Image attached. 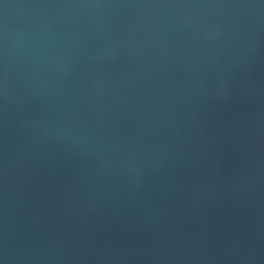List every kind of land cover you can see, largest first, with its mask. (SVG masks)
<instances>
[{
    "label": "water",
    "instance_id": "95a60500",
    "mask_svg": "<svg viewBox=\"0 0 264 264\" xmlns=\"http://www.w3.org/2000/svg\"><path fill=\"white\" fill-rule=\"evenodd\" d=\"M211 264H264V245L239 252Z\"/></svg>",
    "mask_w": 264,
    "mask_h": 264
}]
</instances>
